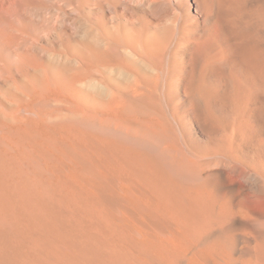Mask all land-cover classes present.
<instances>
[{"label": "bare ground", "instance_id": "obj_1", "mask_svg": "<svg viewBox=\"0 0 264 264\" xmlns=\"http://www.w3.org/2000/svg\"><path fill=\"white\" fill-rule=\"evenodd\" d=\"M264 264V0H0V264Z\"/></svg>", "mask_w": 264, "mask_h": 264}, {"label": "rangeland", "instance_id": "obj_2", "mask_svg": "<svg viewBox=\"0 0 264 264\" xmlns=\"http://www.w3.org/2000/svg\"><path fill=\"white\" fill-rule=\"evenodd\" d=\"M179 260H176L175 262H174V264H180L179 262H178ZM194 263H196V262H191V264H194Z\"/></svg>", "mask_w": 264, "mask_h": 264}]
</instances>
